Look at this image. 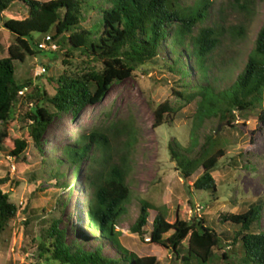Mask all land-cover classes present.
Returning <instances> with one entry per match:
<instances>
[{"label": "trees", "instance_id": "1", "mask_svg": "<svg viewBox=\"0 0 264 264\" xmlns=\"http://www.w3.org/2000/svg\"><path fill=\"white\" fill-rule=\"evenodd\" d=\"M231 1L244 8L242 0ZM16 2L25 4L28 14L22 19L4 20V28L13 39L4 44L7 56L0 57V150L9 147L12 157L19 158L30 140L40 148L49 123L58 114L70 113L76 119L86 107L97 105L113 84L131 77L138 69L155 66L166 69L187 91L185 94L177 92L179 96L187 101L199 98L198 124L210 116L225 120L234 111L252 110L263 103L264 22L235 80L218 92L212 87L209 61L226 31L214 23L207 24L211 0L190 3L183 0H0V15ZM34 33L42 34L43 40L50 37L48 45L56 47L51 52L59 50L62 65L66 67L57 77L49 79L55 84L53 95L38 85L33 86L31 80L15 76L14 62H24L27 56L39 52L31 44ZM41 42H37L38 49ZM24 105L29 106L23 117L25 132L21 137L12 136L10 127L15 111ZM176 111L166 102L160 104L155 109V125L162 123L163 114ZM263 130L264 106L257 116L254 131ZM106 135L105 130L97 127L76 134L74 140L62 146L56 166L51 168L53 175L60 177V168L69 166L80 178L81 171H86L87 164L94 160V151L105 149ZM216 139L202 146V157H190L188 149L182 150L175 141L169 144L171 155L186 179L202 168L201 175L192 184L197 190L216 192L212 173L224 156L221 147H213ZM190 145H197L195 136ZM128 168L123 158L103 171L98 182L94 174L88 175L86 180L92 193L85 202V233L80 239L69 242L66 230L58 229L60 219H54L40 237V255H48L45 259L54 264H158L155 256H137L120 245L118 225L130 196L126 181ZM5 181L0 179V235L17 211L9 194L1 188ZM246 207L238 213L221 215L220 221L235 224L238 229L219 233L206 225L202 216L190 221L176 218L170 223L165 211L156 210L149 241L170 250L176 260L179 248L185 249L186 254L181 259L184 264H189L192 256L205 264L214 249H220L223 238H232L233 244L238 243L240 247L243 264H264V230L254 231L255 226L260 225L264 204L256 200ZM148 210L149 207L141 203L139 216L130 228L140 237L148 225ZM87 243L96 245L88 249ZM104 243L111 246L115 254H106ZM222 257L227 259L225 253Z\"/></svg>", "mask_w": 264, "mask_h": 264}, {"label": "rangeland", "instance_id": "2", "mask_svg": "<svg viewBox=\"0 0 264 264\" xmlns=\"http://www.w3.org/2000/svg\"><path fill=\"white\" fill-rule=\"evenodd\" d=\"M211 1L207 24L214 23L226 31L209 61L210 83L218 92L228 87L244 68L264 22V0H242L244 8L231 0ZM27 14L28 7L16 2L0 15V57L7 56L4 44L13 39L4 28V20L22 19ZM43 37L33 34L31 44L39 52L27 56L24 62H14L15 76L31 80L33 86L38 85L53 95L55 84L49 79L57 77L66 67L62 65L59 50L54 53L51 52L54 49L37 48L38 40L43 41ZM41 66L46 68L45 73H38ZM193 78L194 74L190 80ZM180 86L166 69L157 66L138 69L131 77L113 84L97 105L86 107L76 119L70 113L58 114L49 123L40 148L30 140L24 153L16 158L10 156L9 147H2L0 179L6 181L1 188L9 194L17 211L0 235V264H54L45 259L48 255H40V237L54 219H60L58 229L66 230L68 241L80 239L85 233V202L92 193L86 177L94 174L98 182L103 171L123 158L129 167L126 181L130 196L118 225L120 245L137 256H155L158 264H184L181 259L186 251L179 248L176 260L170 250L149 241L150 224L156 210L165 211L170 223L176 218L190 221L202 216L206 225L219 233L238 229L235 224L220 221L221 215L243 211L247 204L256 200L264 204V130L254 131L264 99L263 106L234 111L225 120L210 116L198 124L196 104L199 98L187 101L179 96L177 92H187ZM165 102L177 111L163 114L162 123L155 125V109ZM28 107L16 109L10 127L12 136L21 137L25 132L23 117ZM91 127L106 131L105 149L94 151V160L87 164L86 171H81L80 178L69 166L60 168V177L53 175L51 168L56 166L62 146L74 140L76 134L87 133ZM193 129H196L195 134L191 133ZM193 136L197 138L195 146L190 145ZM216 137L213 147H221L224 151L212 173L216 192L197 190L192 184L201 175L202 168L186 179L171 155L169 144L175 141L182 150L188 149L190 157H200L202 146ZM141 203L149 207V217L140 237L130 228L139 216ZM260 230H264V212L259 227L254 228V231ZM232 240L223 238L220 249H214L205 264H243L240 247ZM95 245L87 243L85 246L93 249ZM105 253L115 254L107 244ZM223 253L227 259H223ZM189 264L202 263L192 256Z\"/></svg>", "mask_w": 264, "mask_h": 264}, {"label": "built area", "instance_id": "3", "mask_svg": "<svg viewBox=\"0 0 264 264\" xmlns=\"http://www.w3.org/2000/svg\"><path fill=\"white\" fill-rule=\"evenodd\" d=\"M50 40V37L47 36L39 45V49L43 50V49H55L56 47L54 45H48V41ZM46 72V68L45 67H39L38 73H45Z\"/></svg>", "mask_w": 264, "mask_h": 264}]
</instances>
